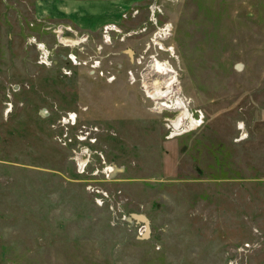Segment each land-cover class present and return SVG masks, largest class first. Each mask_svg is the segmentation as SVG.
<instances>
[{
	"label": "rangeland",
	"instance_id": "1",
	"mask_svg": "<svg viewBox=\"0 0 264 264\" xmlns=\"http://www.w3.org/2000/svg\"><path fill=\"white\" fill-rule=\"evenodd\" d=\"M0 264H264V0H0Z\"/></svg>",
	"mask_w": 264,
	"mask_h": 264
},
{
	"label": "bare ground",
	"instance_id": "2",
	"mask_svg": "<svg viewBox=\"0 0 264 264\" xmlns=\"http://www.w3.org/2000/svg\"><path fill=\"white\" fill-rule=\"evenodd\" d=\"M113 27L114 25L111 26V28ZM79 41L81 40L74 41V43H77ZM144 80H145L144 86L148 91L150 97H152L155 100H161V99L165 100V102L163 101L161 103H158L160 104L161 108L172 111V113L174 111L180 112L178 116L175 117V119L173 120L171 119L172 120L171 127L173 128V133L170 135V137H176L177 135L198 128V125H200L203 120L194 117V115L188 109V103L183 101L182 98L180 99V97L177 100L172 101V98L175 95H177V92L175 90L176 82L173 79L172 69L168 68L167 65L163 63L161 64L158 62H152L149 64V66L146 69V72L144 74ZM188 121L189 123H187ZM243 127L244 126L242 124L239 126V128L241 129Z\"/></svg>",
	"mask_w": 264,
	"mask_h": 264
},
{
	"label": "water",
	"instance_id": "3",
	"mask_svg": "<svg viewBox=\"0 0 264 264\" xmlns=\"http://www.w3.org/2000/svg\"><path fill=\"white\" fill-rule=\"evenodd\" d=\"M134 216L137 219L145 221L149 225V219H148V217L146 215H144V214H134Z\"/></svg>",
	"mask_w": 264,
	"mask_h": 264
},
{
	"label": "built area",
	"instance_id": "4",
	"mask_svg": "<svg viewBox=\"0 0 264 264\" xmlns=\"http://www.w3.org/2000/svg\"><path fill=\"white\" fill-rule=\"evenodd\" d=\"M47 53H49L48 50L45 51V55H46V57H48V54H47ZM72 115H73V114L70 115V117H69L68 120H70L71 122L74 123V122L76 121V115H73V116H72Z\"/></svg>",
	"mask_w": 264,
	"mask_h": 264
},
{
	"label": "crops",
	"instance_id": "5",
	"mask_svg": "<svg viewBox=\"0 0 264 264\" xmlns=\"http://www.w3.org/2000/svg\"><path fill=\"white\" fill-rule=\"evenodd\" d=\"M87 26H90L91 28H93V27H94V25L92 26L91 24H88Z\"/></svg>",
	"mask_w": 264,
	"mask_h": 264
}]
</instances>
